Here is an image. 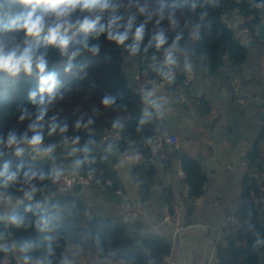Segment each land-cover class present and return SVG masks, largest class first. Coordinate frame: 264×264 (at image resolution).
I'll return each mask as SVG.
<instances>
[{"label":"trees","instance_id":"16d2710c","mask_svg":"<svg viewBox=\"0 0 264 264\" xmlns=\"http://www.w3.org/2000/svg\"><path fill=\"white\" fill-rule=\"evenodd\" d=\"M150 7H159L157 0H147ZM172 6V0H164V7ZM182 4L176 5L179 12ZM187 8V5H183ZM204 11L208 14L199 24L191 23L193 17H178L180 27L184 20L190 22V28L185 35L195 33L199 39L190 43L188 56L194 66H199L207 76L218 77L222 73L229 72L233 77L241 75V67L246 61L247 49L236 39V32L226 22V15L236 13L249 19L244 24L252 37L256 39V29L264 20V0H221L212 1L206 5ZM167 27V21L163 22ZM152 31V24L148 25ZM71 35V33H69ZM83 38V34L77 36V40ZM90 39V38H89ZM146 42V41H145ZM264 45V43H261ZM81 47L79 43L69 46V51ZM113 45L103 43L100 53L96 56L84 52L73 59L67 55H61L57 48L42 49L46 51L48 69L57 73L58 94L51 104L45 94L47 113L43 123L44 145L55 144L51 159L44 164L39 158L33 159L30 151L16 155L15 147H26L18 144L15 147L7 146L8 136L15 135L17 139L25 133L31 137L29 125L36 119L41 95L37 91L35 102L29 99V93L38 89V77L34 72L31 76L21 72L16 77L6 73H0V171L4 165H8V175L17 174L15 181L9 182L6 188L0 190L12 201H20L19 206L11 216L23 218L26 227L17 228L11 224L10 219L1 215L0 233L4 234V243L9 247L15 242L17 250L11 253L7 259L8 264H18L23 256L30 258L29 264L39 257L42 264L48 260L52 264H60V253L64 250L65 241H69L70 249L63 259L70 264H86V258H95L102 264H162V257L171 252V243L166 236L153 233H138L131 224L113 219L104 214L93 212L85 203L83 195L77 188L72 191H57L49 178L53 167H62V163L68 164L72 173L80 175H92L91 186L94 188H107L113 192L120 189L119 179L111 163L112 155L108 150L109 144L102 142L105 129H112L113 121H119L123 125L118 131L122 141L118 144L120 153L134 152L140 154L144 161L139 166H134L132 175L138 186L140 202L145 207L151 198V189L158 182V169L156 161L161 160L164 169L172 167V157L177 150L174 145L165 141L161 143V149L156 146L159 138L158 126L149 115H144V105L141 98L132 87V76L126 71V60H137L136 71L146 70L149 74L161 82L153 68L149 65L155 63L158 67L162 55L154 49H149L145 55L143 50L136 56H129L128 52H121ZM156 55L153 62L151 57ZM176 68V75L183 74V58ZM65 69H68L65 71ZM236 70L235 74L232 71ZM182 76V75H181ZM184 86V85H183ZM185 88V86H184ZM229 90L231 88L229 87ZM61 95L63 98L61 99ZM105 96L115 97V103L110 108H105L101 100ZM199 107L208 113V106L203 100L199 101ZM27 110L28 115L24 120L20 116ZM55 117L60 125H67L64 136L53 134L48 136V127L51 118ZM145 123L141 125L140 119ZM92 120L89 124L88 121ZM79 122L81 128L77 129ZM86 126V127H85ZM79 136L80 151L75 155H68V149L64 141L70 145L72 140ZM93 141L94 143H88ZM264 123L260 125L259 135L255 137L250 149L245 154L247 172L242 183L240 205L235 212L238 226L229 236L225 247H218L217 262L215 264H262L264 259V244L259 245V239L264 240V223L262 214L264 206L258 203L259 197L264 193L260 190L264 184L253 180L259 162L264 153ZM156 151L158 159H154ZM164 155V159L161 156ZM79 161V163H77ZM22 166V167H21ZM181 171L184 174V182L188 187L186 198V211L190 215L193 206L203 193V187L207 182L202 165L194 157L181 152ZM37 173V179L32 184L37 191L31 200L25 195L30 192V185L24 182V174ZM43 172L45 179L39 180V174ZM66 172V171H64ZM110 182V185L107 183ZM2 183V181H0ZM159 203L164 207L173 208L171 197L165 189L162 191ZM41 205L43 214L49 218L48 228L43 231L35 229L32 222L39 215L40 210L35 208ZM29 205L33 211H25ZM45 236L49 237L45 241ZM142 241L143 246L137 245ZM27 245L23 253L19 251L21 243ZM61 247H57V245ZM54 255H49V249ZM5 257V252L0 251V258Z\"/></svg>","mask_w":264,"mask_h":264},{"label":"crops","instance_id":"0c3cea01","mask_svg":"<svg viewBox=\"0 0 264 264\" xmlns=\"http://www.w3.org/2000/svg\"><path fill=\"white\" fill-rule=\"evenodd\" d=\"M225 19L241 45L252 44L245 47L246 61L241 67V75L233 77L226 72L209 77L199 66H194L190 89L184 88L183 74H180L175 76L171 85L157 87L156 95L152 97L161 98L163 114L158 115L156 110L148 107L147 115L153 118L162 137L176 136L178 143L174 145L177 152L172 157L171 168L164 169L161 160L156 161L158 182L151 189L147 205L144 207L140 202L138 186L132 175L133 166L122 153L118 162L113 164L121 194L103 187L89 186L78 190L93 212L128 222L138 233L166 236L171 243L170 264L217 262L218 247L227 246L230 236L223 232L221 225L226 216L235 215L240 205L242 183L247 172L243 167L245 154L263 124L259 119L264 111V45L244 28L249 19L236 13L227 14ZM237 85L238 90L234 91ZM200 100L206 102L208 113L200 109ZM181 152L195 159L202 156L203 161L199 163L207 178L203 193L190 215L186 211L188 187L180 174ZM261 158L252 178L264 184V153ZM165 189L174 206L182 211L181 223L185 228L179 232L162 224L165 207L159 203V198ZM133 205L141 211L137 217L130 215ZM1 215L9 218L3 206ZM261 217L264 223V214ZM84 259L86 264H102L93 257Z\"/></svg>","mask_w":264,"mask_h":264},{"label":"clouds","instance_id":"9594fccd","mask_svg":"<svg viewBox=\"0 0 264 264\" xmlns=\"http://www.w3.org/2000/svg\"><path fill=\"white\" fill-rule=\"evenodd\" d=\"M211 0H172V6L164 7V0H157L159 7H150L147 0H0V73H6L16 77L21 72L31 76L34 72L38 77V89L29 93V99L35 102L37 91L41 95L36 119L29 125L31 137L25 133L17 139L15 135H9L7 139L8 147H15L24 144L26 147H15L16 155H21L25 151H30L33 159H43L50 157L51 161L56 160L53 155L56 145H44L43 121L47 113V104H51L58 94L57 73L48 69L46 51L42 49L57 48L60 54L69 56L73 59L84 52L96 56L100 53L103 43L115 46L117 49L124 48L129 56H136L141 53L146 55L149 49H154L156 53L162 55V60L157 67L155 63L150 64L156 74L161 77V86L171 85L176 75V68L179 66V58H183L182 71L191 75L194 64L188 56L190 43L199 39L195 33H185L190 28V22L185 19L183 27H180L178 17H193L191 23L199 24L207 16L204 11ZM182 4L179 12L176 5ZM183 5H187L185 8ZM167 21V27L163 22ZM152 24V31L148 25ZM71 33V35H69ZM83 34V38L77 40V36ZM90 38V39H89ZM146 41V42H145ZM79 43L81 47L69 51V46ZM155 62L156 55L151 57ZM68 69H65L67 71ZM157 87L146 90L141 96L145 107L144 115L148 114V107L156 110L158 115L161 112V98L152 99L156 95ZM47 94V104L44 96ZM61 99L63 96L61 95ZM102 105L107 109L115 103V97L105 96L101 100ZM27 110L20 116L24 120ZM89 124L92 123L90 119ZM143 125L145 120L140 119ZM86 127V126H85ZM119 121H113V130L122 128ZM76 128L80 129L81 124L77 122ZM67 132V125H60L56 118L52 117L48 127V136L59 134L64 136ZM88 143H94L89 141ZM68 155H75L80 151L79 136L75 137L71 144L64 141ZM79 163V161L77 162ZM22 167V166H21ZM8 165L0 171V188H6L9 182L17 179V174L8 175ZM64 169L53 167L50 179L56 182L60 179ZM39 180L43 181L45 175L39 174ZM37 179V173L24 174V182L30 185V192L25 195L31 200L37 188L32 181ZM35 208L40 210L32 225L35 229L43 231L48 228L50 220L43 214L41 205L36 204ZM25 211H33V206L29 205ZM3 219V217H0ZM10 222L17 228L26 227L23 218L11 216ZM4 234L0 233V240ZM45 241L50 238L45 236ZM26 243L22 242L19 251L27 250ZM61 247V245H57ZM69 241H65L64 250L61 251L62 257L60 264H70L67 259H63L65 253L70 249ZM15 242L9 247L0 243V251L5 252V257L0 258V264H8L7 257L16 251ZM49 255H54L49 249ZM30 258L23 256L18 264H29ZM33 264H42L37 257ZM47 264H52L51 260Z\"/></svg>","mask_w":264,"mask_h":264},{"label":"built area","instance_id":"2783aa9c","mask_svg":"<svg viewBox=\"0 0 264 264\" xmlns=\"http://www.w3.org/2000/svg\"><path fill=\"white\" fill-rule=\"evenodd\" d=\"M247 32V31H246ZM132 87L134 88L135 92L141 98L142 94L146 90L152 89L154 86L159 87L161 86V82H158L149 74L146 70L136 71L132 74ZM183 85L185 88L190 89L193 85V79L191 75L184 74L183 76ZM238 90V85L234 87V91ZM145 106V104L143 103ZM122 141V137L120 132L114 131L112 129H105L102 137V142L107 144H118ZM165 141L171 145H175L178 143V139L176 136L170 137H160L159 143L157 144L156 148L159 150L161 149V143ZM164 159V155L161 156ZM124 159L127 160L132 164V166H139L144 161L143 157L140 154H135L134 152H127L124 154ZM243 167L247 170V161L245 160L243 163ZM181 176H184L183 173H180ZM93 181L92 175H80L78 173L72 172H63L60 179L56 182H53L54 188L59 192H66L69 191L70 188H76L77 186L89 187L91 186ZM110 185V182L107 183ZM264 193V185L261 186L260 189ZM118 194H121L120 190L117 191ZM258 203L264 206V194L259 197ZM20 201H12L9 197H7L1 190H0V205L7 209V212L10 214L14 212L17 207L19 206ZM141 213L140 209L133 205L130 208V215L132 217H137ZM182 219V211L178 206H173L172 209L169 207H165L163 217H162V224L168 226L175 230V232H179L185 228V226L181 223ZM238 226V221L234 214L226 216L222 222V230L226 235H231L236 227ZM162 264H170V255H164L162 257Z\"/></svg>","mask_w":264,"mask_h":264},{"label":"water","instance_id":"95a60500","mask_svg":"<svg viewBox=\"0 0 264 264\" xmlns=\"http://www.w3.org/2000/svg\"><path fill=\"white\" fill-rule=\"evenodd\" d=\"M212 1L216 2V1H221V0H212ZM256 40L258 42H260V43H264V20L258 25V27L256 29ZM251 45L252 44H247V45H245V47L249 48ZM120 51L121 52H126V50L124 48L121 49ZM173 82H174V80H173ZM259 121L261 123H264V111L262 112ZM257 135H259V133H257ZM108 150H109V152L112 155L111 163L112 164H116L118 162L119 155H120L118 147L115 144H110L108 146ZM158 157H159V152L156 151V153L154 155V159H158ZM49 160H50V157H47V156L42 159L44 164L48 163ZM197 160H198V162H202L203 161L202 156H197ZM76 188H77V190H81L82 187L81 186H77ZM73 189L74 188H70V191H72ZM0 210H1V205H0ZM262 242H263L262 239H259L258 244L261 245ZM137 245L142 247L143 246L142 241L139 240L137 242Z\"/></svg>","mask_w":264,"mask_h":264},{"label":"rangeland","instance_id":"374dc122","mask_svg":"<svg viewBox=\"0 0 264 264\" xmlns=\"http://www.w3.org/2000/svg\"><path fill=\"white\" fill-rule=\"evenodd\" d=\"M136 69H137V60H133L132 58H128L126 60V71L129 75V77H131L132 74L134 72H136ZM231 92H232V87H231ZM67 166H68V164L63 162L62 167H59L58 169H64V171H66V172L71 171V168H68Z\"/></svg>","mask_w":264,"mask_h":264}]
</instances>
